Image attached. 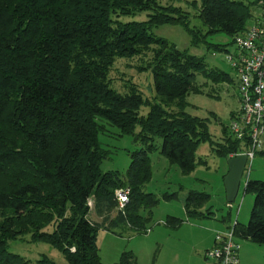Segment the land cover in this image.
I'll return each instance as SVG.
<instances>
[{"label":"trees","instance_id":"16d2710c","mask_svg":"<svg viewBox=\"0 0 264 264\" xmlns=\"http://www.w3.org/2000/svg\"><path fill=\"white\" fill-rule=\"evenodd\" d=\"M194 5L205 33L190 27L187 10L158 0H0V264L30 263L8 251L10 240L47 243L68 264H103L98 229L123 222L142 231L158 202L155 194L143 191L152 177L153 150L159 149L183 174L202 162L196 158L200 143H209L226 159L241 150L229 122H220L222 141L215 142L209 119L185 111L187 96L204 92L206 82L197 84V75L212 85L234 82L232 76L150 28L180 25L190 35L191 46H197L205 34L233 37L242 32L251 17L250 5L241 0H201ZM142 12L146 19H135ZM216 48L227 50L226 45ZM146 52L150 58L139 69L153 74V99L143 98L128 80L126 92L113 88L109 72L115 59ZM142 105L148 106L146 115L138 113ZM235 115L230 112L229 121ZM98 119L132 134L141 145L131 152L125 177L100 168L108 151L99 140L104 124ZM125 186L130 188L129 200L111 217L117 209L114 191ZM243 188L254 200L248 223L235 220L234 234L263 244L264 181L248 180ZM91 198L102 216L99 223L87 216ZM209 198L189 190L186 216L207 217L202 208ZM143 207H149L146 215L141 214ZM180 223L173 216L164 221L171 228ZM37 264L56 263L42 255ZM117 264L136 263L126 251Z\"/></svg>","mask_w":264,"mask_h":264},{"label":"rangeland","instance_id":"374dc122","mask_svg":"<svg viewBox=\"0 0 264 264\" xmlns=\"http://www.w3.org/2000/svg\"><path fill=\"white\" fill-rule=\"evenodd\" d=\"M200 1L158 0L161 5L180 6L187 10L190 14V27L205 33L206 27L196 16L197 10L194 5H199ZM241 1L250 5V19L259 14L256 0ZM135 19L145 20L146 12L136 15ZM150 32L167 39L179 49H188L190 53L204 57L207 64L227 71L234 79L233 72L224 58L225 51H219L216 48V45H226L227 50H231L232 37L229 35L221 32L205 34L204 42L191 46L190 35L180 25L160 24L152 26ZM150 55V52H146L131 58L115 59L109 72L111 86L124 93L127 91L126 84L130 81L136 85L143 98L152 100L155 96L153 74L150 69H139L147 63ZM195 81L197 84L206 82L202 88L204 92L190 93L187 96L188 105L185 111L194 116L208 118L209 131L213 140L221 142L220 122H229L230 112L238 110L235 81L212 85L201 75H197ZM207 92L215 96L206 95ZM147 112L146 105H142L138 110L139 115H146ZM98 120L104 124L99 140L102 147L108 151V157L102 161L100 168L103 172L118 171L121 177H125L131 161L130 154L141 145L133 141L132 134L121 132L118 127L103 119ZM138 131L137 126L135 133ZM160 144L161 138H155V145L159 147ZM149 155L152 177L144 185L143 191L155 194L158 202L150 208L151 215L146 221V228L142 231L133 230L123 222L98 229L96 244L102 263L117 264L121 254L128 251L133 254L136 264H208L203 254L211 229L217 228L220 229L217 231H223L225 227L232 225L234 220L241 224L248 223L254 194L245 193L243 187L247 180L264 181V154L258 152L251 162L248 161L246 167L250 165L248 178L246 170L242 174L236 197L230 203L226 199L223 183L228 169L227 159L219 156L209 143L199 144L196 158L202 162L197 163L195 169L188 174H183L176 164L170 163L159 149L153 150ZM189 190L210 195L202 208L204 212H209L207 217L186 216L184 200ZM165 194H174V196L164 198ZM90 201L91 203L87 200L89 207L87 216L90 221L99 223L102 221V216L96 212L92 198ZM148 210L149 207L141 208V214L146 215ZM117 212V209H113L110 215L115 216ZM168 216L179 218L180 225L176 228L165 225L164 221ZM235 240L239 244L238 264L264 263V243L259 244L243 238H235ZM7 249L26 257L29 264H37L42 255L49 257L56 264H68L57 249L44 242L10 240L7 243Z\"/></svg>","mask_w":264,"mask_h":264},{"label":"built area","instance_id":"2783aa9c","mask_svg":"<svg viewBox=\"0 0 264 264\" xmlns=\"http://www.w3.org/2000/svg\"><path fill=\"white\" fill-rule=\"evenodd\" d=\"M256 5L259 14L250 19L242 32L232 37L233 48L223 50L234 75L239 99V108L229 121L228 129L242 144L241 150L229 157L246 155L243 173L247 170V178L250 170V165L246 168L248 161L251 162L256 153L264 150V0H258ZM129 194L128 186L114 191L117 210L123 211ZM88 201L91 203L90 199ZM234 223L235 220L225 230L215 233L214 245L203 254L208 264H238L239 244L235 240Z\"/></svg>","mask_w":264,"mask_h":264},{"label":"water","instance_id":"95a60500","mask_svg":"<svg viewBox=\"0 0 264 264\" xmlns=\"http://www.w3.org/2000/svg\"><path fill=\"white\" fill-rule=\"evenodd\" d=\"M246 159L245 154H236L233 157L227 158L228 171L224 176L223 183L226 199L229 203L234 200L238 192Z\"/></svg>","mask_w":264,"mask_h":264},{"label":"crops","instance_id":"0c3cea01","mask_svg":"<svg viewBox=\"0 0 264 264\" xmlns=\"http://www.w3.org/2000/svg\"><path fill=\"white\" fill-rule=\"evenodd\" d=\"M238 108H239V99H238ZM227 171H228V169H227ZM226 175V174H225ZM111 217H113V215L111 216ZM227 227H225L224 229H226ZM222 229V228H221ZM223 229V230H224ZM217 230H220V229H217V228H213V229H211V232L209 233V235H208V240H207V243H206V245H205V249H204V251L205 250H207L208 248H210V247H212L213 245H214V236H215V233H216V231Z\"/></svg>","mask_w":264,"mask_h":264}]
</instances>
